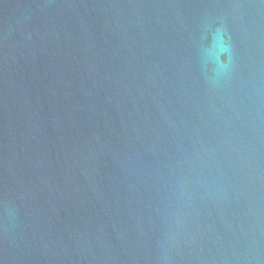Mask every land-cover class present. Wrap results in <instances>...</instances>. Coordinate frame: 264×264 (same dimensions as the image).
Returning a JSON list of instances; mask_svg holds the SVG:
<instances>
[{
	"label": "water",
	"instance_id": "1",
	"mask_svg": "<svg viewBox=\"0 0 264 264\" xmlns=\"http://www.w3.org/2000/svg\"><path fill=\"white\" fill-rule=\"evenodd\" d=\"M0 264H264V0H0Z\"/></svg>",
	"mask_w": 264,
	"mask_h": 264
},
{
	"label": "clouds",
	"instance_id": "2",
	"mask_svg": "<svg viewBox=\"0 0 264 264\" xmlns=\"http://www.w3.org/2000/svg\"><path fill=\"white\" fill-rule=\"evenodd\" d=\"M222 35H221V39L224 40L227 37L223 34V29H221ZM225 52L228 53L230 52V46L229 45H225ZM231 63L230 59H226L224 64L222 65V67L224 68L225 71H227V68L229 66V64ZM8 212V215L10 218L14 219L15 218V213H16V209L14 207H9L6 209Z\"/></svg>",
	"mask_w": 264,
	"mask_h": 264
}]
</instances>
